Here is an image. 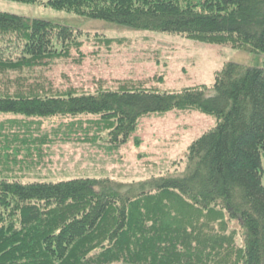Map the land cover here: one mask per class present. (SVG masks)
<instances>
[{
    "label": "trees",
    "instance_id": "1",
    "mask_svg": "<svg viewBox=\"0 0 264 264\" xmlns=\"http://www.w3.org/2000/svg\"><path fill=\"white\" fill-rule=\"evenodd\" d=\"M11 1L264 54V0ZM86 41L113 44L0 12V166L40 168L51 145L77 140L109 156L132 146L160 171L0 180V264H264V69L229 63L212 87L181 91L55 83L60 60L83 63ZM193 114L217 125L193 140ZM154 120L167 126L146 143Z\"/></svg>",
    "mask_w": 264,
    "mask_h": 264
},
{
    "label": "rangeland",
    "instance_id": "2",
    "mask_svg": "<svg viewBox=\"0 0 264 264\" xmlns=\"http://www.w3.org/2000/svg\"><path fill=\"white\" fill-rule=\"evenodd\" d=\"M0 12L70 27L83 32L90 40L113 41V44L107 45L105 42L100 46L95 45L93 41H86L84 44L86 58L81 65L63 68L65 62L61 61L66 60H60L57 64L60 70L55 71L53 78L56 80L55 83L61 86L69 81L86 90L97 89L100 85L113 88L120 79H134L143 80L148 86L158 85L161 90L181 91L184 88L202 85L212 87L215 74L229 63L264 69V54L261 53L199 42L179 34L136 29L54 9L42 3L0 0ZM57 45L59 47L58 42ZM74 54L78 55L77 52ZM64 73L66 75H63ZM158 76L164 78L163 85V82L158 84L153 79ZM192 116H194L192 121H198L193 122L195 124V129L192 130L195 132L191 133L193 140L200 138L205 131L217 125L214 117L201 114ZM146 124L144 128L146 143H150L153 136L160 133L156 137L159 138L162 128L167 126L157 120L146 121ZM187 137L183 138L184 143L189 140ZM137 155V150L132 146L122 150L120 154L109 156L96 152L94 146L89 143L84 144L77 140L57 142L49 147L45 163L40 168L3 170L0 166V180L18 179L23 183H29L60 182L75 178H106L130 183L143 181L160 171L159 168H152L150 164H146L148 159L140 161ZM242 238L240 233V241Z\"/></svg>",
    "mask_w": 264,
    "mask_h": 264
}]
</instances>
